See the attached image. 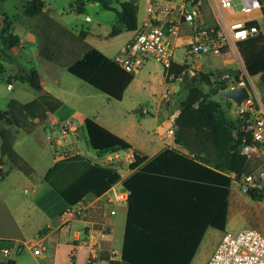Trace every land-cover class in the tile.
Returning a JSON list of instances; mask_svg holds the SVG:
<instances>
[{"label":"trees","instance_id":"16d2710c","mask_svg":"<svg viewBox=\"0 0 264 264\" xmlns=\"http://www.w3.org/2000/svg\"><path fill=\"white\" fill-rule=\"evenodd\" d=\"M87 2H98L104 9L115 12L117 23L109 33L110 37L138 28V6L134 0L121 2L119 8L114 6V0ZM261 2L264 14V0ZM45 6L44 0H29L25 4L24 13L37 16L43 12ZM84 6L85 1L78 0L75 11L82 13ZM250 25H256L259 29L257 21ZM213 26L217 27V24L205 23L208 29ZM81 35L84 38L87 34L83 31ZM20 45L21 37L14 33L12 25L5 20L0 36V58L4 59L8 55L7 51ZM237 47L248 74L251 77L260 76L264 80L263 32L259 30L248 40L237 42ZM3 67L0 61V71ZM189 67L187 64L173 62L167 73L178 77ZM68 71L117 100L122 99L135 75L125 72L114 59L107 58L96 49H91L81 60L70 66ZM15 79L28 83L37 92L43 91L41 76L36 69L15 75ZM193 80L207 84L210 90L207 93L198 85L188 84L187 95L181 101L180 113L175 120V140L187 152L169 148L124 182V188L129 194L123 252L121 260L108 256L110 264H190L208 227L223 231L226 229L228 199L234 181L231 174L239 176L249 171V159L240 150L244 140L246 143H253V137L251 131L242 129L238 116L237 127L234 128L227 120L222 104L210 99L211 94L218 93L210 74L197 72ZM60 106V100L49 93H43L26 103L12 99L6 110H0V121L12 127L0 129L1 167L8 163L11 169L27 175L33 174L32 167L13 146L15 134L19 129L31 130L36 125V119L45 122L48 113H54ZM84 126L89 146L98 153L110 154L133 149L130 143L92 119H85ZM211 152L215 155L211 156ZM146 160V156L134 151V161L130 168L135 169ZM8 174L9 171L0 170V179L4 180ZM120 179L117 169L93 162L80 154L57 161L44 177L70 206L79 204L89 194L100 197ZM159 186L165 188L161 190V200L169 197V189H175L172 197L174 199L171 200L182 208V213L184 207H187L186 212L190 205L195 208V223L198 221L195 227H199L198 232L182 231L177 228L180 227L178 225L174 234H169L168 229L172 224L155 220L153 209L159 199L155 198L160 193ZM247 195L254 201H264V192H249ZM180 219L178 223L184 227L187 223ZM188 235L192 239L187 238ZM180 261L183 263H179Z\"/></svg>","mask_w":264,"mask_h":264},{"label":"crops","instance_id":"0c3cea01","mask_svg":"<svg viewBox=\"0 0 264 264\" xmlns=\"http://www.w3.org/2000/svg\"><path fill=\"white\" fill-rule=\"evenodd\" d=\"M84 1L85 8L86 4L90 2H87V0ZM134 1L138 6L137 0ZM148 1L149 0H147V2ZM113 4L114 6H116L115 0ZM75 8L76 7H74L73 9L75 10ZM145 9L146 6L144 8L143 19L141 22H139L138 20V28L135 31H123L121 34L115 37H110L108 34V37L110 38H119L122 37L125 32L132 33V36L130 38L119 42V46L113 55H110L108 44L106 41L104 42L103 40H97L99 38H95L96 40L94 39L93 41H91L89 38H85L83 42H80V37L74 35V32L70 25H61V27H59L58 29L56 26L53 27L52 25L54 19H49L46 16L44 20L45 24L52 25L51 30L49 31L53 34L54 37L52 42H50V48L54 50V54H49L51 55H48L49 57L47 55L44 56L43 54H41V49H39L37 55L39 56V59L43 60V65L46 68L48 74H50V77L54 79L55 84L57 86H60L61 80L59 74L60 68L58 53L62 55H69L71 51L73 53V51L75 52V49L80 50L84 46L89 44L88 49L82 51V55H80L76 59H73V61L65 67L67 71L70 66L81 60L91 49H96L107 58L114 59L119 53L120 48L128 41H130L136 34L138 29L148 21V16L145 12ZM46 13H48L47 3L40 15L43 16ZM263 16L264 14L262 12L259 17ZM87 19H89V17ZM4 22L5 20L1 16L0 36ZM257 22L259 25V30L264 34V25H262L258 19ZM9 23L11 22L9 21ZM116 23L117 19L115 24ZM115 24H113V26ZM42 25H44V23ZM12 28H14L13 24ZM56 28L64 35L59 34V32L56 31ZM40 31L41 35L44 37V33L42 32L43 30L41 29ZM86 32H88L87 36L94 35L100 37V35H97L96 33L94 34L90 31ZM60 35H62V39H59ZM33 37V33L30 32L28 34V38L32 39ZM55 37L58 38L55 39ZM199 39L200 35L195 32L193 26L189 24H182L180 26L178 34L170 38L173 56L172 62L183 65L184 62L181 61V58L185 57L201 56L204 54L225 56L228 54L226 51V53L220 55L214 53L190 55L187 52L188 43L198 41ZM123 42L125 43L123 44ZM232 44H234L233 41H231V45ZM19 47L21 49H24V40L22 37L21 45ZM55 52H57V54ZM8 53L12 52L9 50ZM202 71L207 74H209L210 72V70H204L201 65H197L195 67H189L182 75L175 77L174 75H168L167 70L161 63L151 60L143 69L134 73V78L125 89L124 95L121 100L114 99L104 93L109 100H104V102L101 103H98L97 101L96 92L89 88H77L75 93L70 94L69 91H66L61 87L51 89L46 84L45 77L40 73L43 84V91H36L37 95L35 98L43 93H49L61 101V106L59 109H57L54 113H48L47 119L45 120L46 126L47 124L59 123L65 120L75 119L81 120L84 123L85 119L89 118L95 121L101 127L124 139L133 146V149L128 151H118L115 153L107 154V157H109L112 162L111 165L108 166L117 169L121 175V179L118 181V183L112 186L106 193H104L100 197L89 194L79 204L70 206L44 180V177L49 168H51L57 161L64 159L65 156H57L55 150H53L51 146L49 147V144L45 145V150H43L41 155L38 156L40 158L41 167L44 166L42 168V171L39 172L37 167L34 164L30 163L27 157L17 147V136L19 135L21 129H19L15 134L13 146L21 155V157L32 167L34 172L32 175H27L22 171L16 169L13 170L22 173V177L27 182L26 184L32 188V198L29 201L22 202L21 206H23V208L19 210L16 209V211H18L17 216L14 215V211H11V215L13 217L12 221L18 224V227L20 228V224H22V226H25L35 222L44 227L42 230H47V232L41 239V241L43 242L39 246H41L43 251H45V243L47 244V246H49V248H51L52 257L49 259L50 264H85V262L90 258H92L94 264H110L109 260L107 259L108 256L117 260H121L128 215L127 200L129 194V192L124 188L123 184L136 172H138L139 169L144 167L147 163L163 153L165 150L169 148H175L180 151L187 152L186 149H184L182 146L176 144L175 120L180 113L181 101L186 97L185 96L183 99H181V91L185 89L187 95L188 83H186V81L188 76L190 74L194 76L197 72ZM16 80L17 79L14 78V81ZM169 80L176 81L180 85L179 88H172L171 90L167 91V89L165 88V83ZM65 94L70 95V97H66ZM113 101H116V104H114ZM102 108H104L103 111ZM35 122L36 125L31 130H24L28 133L33 134L35 133L37 128H40L41 130L39 133L48 141L44 129V123H40L38 119H36ZM134 151H138L143 156H146L147 160L141 163L135 169H131L130 164L134 161ZM75 154L87 156L93 162H98L96 158H99V156L101 155L98 152H96L95 154L87 155L86 152L83 151H78ZM2 169H4V167H2ZM162 189L165 188L163 186H159L158 190L160 191V193H157V195L155 196V198H159L157 199L158 202L154 204L153 209L155 211V220L157 219L160 222H169L170 224H172V227L168 229L169 234H174V231L177 230V228H181L182 231L191 233L198 232L199 227H195L198 222L197 221L195 223V208H192V206L190 205L188 206V212H186L187 207H184L182 213V208H179V206H177V203L174 200H171L174 199L172 197L173 190L175 191V189H169L167 192V195H169V197L163 198V200H161L162 198L160 194ZM121 195H123L122 198H126V200H119V196ZM109 204L113 205V208L110 211L108 210ZM65 211L70 212V230H66L62 225L63 221L61 216ZM181 213L183 214V216ZM179 219L186 221L185 223L187 224L184 225V227L181 226V223H178ZM178 225L180 227H177ZM227 225L228 216L225 231L227 230ZM211 229H215V231L212 232L210 231ZM232 229L238 230L235 228ZM102 230H106L108 234L106 237L100 236ZM82 231H84V233ZM223 233V230L214 227H208L200 241L195 255L190 261V264H206V262L213 254L217 244L221 240ZM187 238L192 239V236L188 235ZM0 239L8 240L11 242H13L14 240L15 242L21 241L19 237L13 238L8 235L1 234ZM40 255H42V253ZM179 263L183 262L180 261Z\"/></svg>","mask_w":264,"mask_h":264},{"label":"rangeland","instance_id":"374dc122","mask_svg":"<svg viewBox=\"0 0 264 264\" xmlns=\"http://www.w3.org/2000/svg\"><path fill=\"white\" fill-rule=\"evenodd\" d=\"M27 1L29 0H3L0 2V17L2 16L4 20L10 21V24L14 25V33L16 32L15 34L20 35L24 40V49L20 47L13 48L10 50L12 53H7L8 55H6L4 59L0 58L4 66L3 70L0 71V110H6L9 101L12 99L26 103L36 97L37 92L32 89L28 83L19 80L14 81V75L17 76L20 73H24V71L29 72L31 69H36L41 73L45 77L46 84L51 89L61 87L69 91L70 94L75 93L77 88H89L96 92L98 103L109 100L104 93L70 74L65 68L73 59L82 55V51L87 50L89 44L84 46L85 48L83 47L80 50L77 49L78 51L75 49L73 53L71 51L69 55L58 53L61 80L60 86H57L54 79L50 77V74H48L43 65V60L39 59L37 52L41 49V54L44 56L54 54V50L50 48V42H52L54 36L49 30H51L52 25L59 29L61 25L68 24L72 28L74 35L80 37V42H83L85 38H89L91 41L95 38H99L97 40L107 42L109 53L113 55L119 46V42L132 36L131 32H125V34L119 38L108 37L113 24L116 22L115 12L104 9L103 6L97 2H90L86 4L82 13H77L73 8L76 7L78 0H44L47 3L48 13L43 16H28L24 13V7ZM122 1L126 0H115L116 7L119 8V3ZM137 2L138 20L141 22L147 0H137ZM189 7L191 8V6ZM203 13V18L206 21L205 23H216L214 10L206 0L203 6ZM46 16L49 19H54L53 22L51 21L53 23L52 25L45 24L44 20ZM88 17L89 19H87ZM258 20L264 25V16L258 17ZM43 23L44 25H42ZM57 28L56 31H58ZM41 29L43 30L44 37L41 35ZM83 31L96 33L100 35V37L94 35L87 36L88 32H86L87 35L83 38L81 35ZM30 32L34 35L32 39L28 38ZM58 32L59 34H63L61 31ZM61 36L62 35H60L59 39H62ZM57 38L58 37H55V39ZM124 43L125 42H123V44ZM226 49L228 54L225 56L204 54L201 56L181 58V61L190 67L201 65L204 70H210L209 74L211 80L214 87L218 89V93L211 94L210 99L216 100L222 104V109L225 112L227 120L236 128L238 119L235 113V104L231 100L221 97L219 93L223 90L230 89L232 86L236 85V81L243 79L246 82V86L251 89L250 99L253 101V107L259 110L264 109V80H262L260 76L251 77L248 74L243 57L236 44H232L229 49ZM55 53L57 54V52ZM229 73L233 74L234 80H225L222 78ZM236 76H238V79H236ZM9 83L13 85L12 89H8ZM186 83L198 85L207 93L210 90V87L200 80L194 81L192 74L188 76ZM65 95L66 97H70L68 94ZM185 96L186 90L183 89L181 91V99ZM113 102L116 104V101ZM246 102H244L243 105H245ZM103 109L104 108H102V111ZM72 121L77 127L75 130L69 127L61 128L53 124L45 127L46 123L40 122L44 123L48 141L39 133L41 130L40 128H37L33 134L21 129L17 136V147L27 157L30 163L37 167L39 172L42 171L44 166L41 167L40 158L38 156L45 150L44 148L47 144L55 150L57 156L68 157L78 151L86 152L87 155L95 154L96 152L93 151L88 144L84 123L77 119ZM2 128L11 129L12 127L0 121V129ZM100 154L99 158H96L98 161L97 163L111 165V159L107 157V154ZM214 155L215 154L211 152V156ZM248 162V169L252 170L259 165L260 159L257 157V154H253ZM3 167L4 169L2 170L6 172L9 171V174L4 180L0 179V234L8 235L13 238L19 237L21 241L15 242L14 240L11 242L7 240L6 242L0 239V248L9 247L11 249V255L9 257H5L0 252V264H50L49 259L52 257V250L46 243L44 244L45 251H42V255L34 254V248H41V246H39L43 242L41 239L47 232L40 231L44 227L33 222L25 226L20 224V228L18 224L12 221L13 217L11 211H14L15 216L18 215L16 209L19 210L23 208V206H21L22 202L29 201L32 198V188L26 184L27 182L22 177V173L13 171L14 169H11L10 164L6 163ZM112 208L113 205L109 204L108 210L110 211ZM248 227L259 229L264 233V201H253L246 193L241 191L239 184L233 181L229 197L227 230H233L232 228L239 230ZM210 231L214 232L215 229H211Z\"/></svg>","mask_w":264,"mask_h":264},{"label":"built area","instance_id":"2783aa9c","mask_svg":"<svg viewBox=\"0 0 264 264\" xmlns=\"http://www.w3.org/2000/svg\"><path fill=\"white\" fill-rule=\"evenodd\" d=\"M213 8L216 26L205 27L203 6L205 0H149L145 12L148 21L138 29L133 38L123 45L114 58L117 65L125 72L135 73L143 69L151 61L161 63L167 70L173 63L170 38L178 34L182 24L193 26L195 32L200 35L198 41L188 43L187 52L190 55L203 53L224 54L230 47L231 41L248 40L255 36L259 29L256 25H250L257 21L262 14L261 0H206ZM191 6V8L189 7ZM225 80H234L233 76L226 74ZM179 84L174 80L165 83L167 91L178 89ZM246 86L241 79L230 89ZM247 87V86H246ZM13 85L8 84V89ZM253 101L249 99L242 105L237 116L242 122V129L252 133L253 143H244L241 153L250 160L253 154L260 159L259 165L241 175L231 174L239 184L242 192H264V109L253 107ZM51 124H47L49 126ZM53 125L61 128L69 127L75 130L72 120H65ZM46 126V127H47ZM0 170L2 167L0 166ZM119 196V200H126ZM70 212L65 211L62 225L70 230ZM84 233V231H82ZM106 230H102L100 236L106 237ZM42 248H34V254L40 255ZM5 256L11 255L9 247L0 248ZM85 264H94L92 258ZM206 264H264V233L256 228H242L240 230L224 231L221 240L217 244L213 254Z\"/></svg>","mask_w":264,"mask_h":264},{"label":"water","instance_id":"95a60500","mask_svg":"<svg viewBox=\"0 0 264 264\" xmlns=\"http://www.w3.org/2000/svg\"><path fill=\"white\" fill-rule=\"evenodd\" d=\"M221 97L231 100L235 104V110L239 111L244 102L250 99L251 89L246 86L223 90L219 93Z\"/></svg>","mask_w":264,"mask_h":264}]
</instances>
